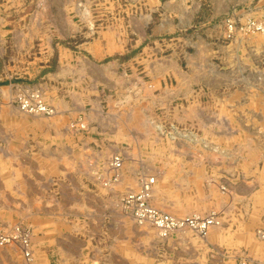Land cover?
I'll list each match as a JSON object with an SVG mask.
<instances>
[{"label": "crops", "instance_id": "0c3cea01", "mask_svg": "<svg viewBox=\"0 0 264 264\" xmlns=\"http://www.w3.org/2000/svg\"><path fill=\"white\" fill-rule=\"evenodd\" d=\"M227 1H214L217 16ZM148 15L133 16V22L143 25ZM74 17L66 16L70 30L55 37L82 33L74 30ZM111 32L110 27L89 28L91 41L75 48L61 44L54 71L42 70L34 78L32 84L52 94L46 100L57 110L53 117L23 114L15 101L19 81H0V221L23 223L34 234L31 263L18 247L9 246L0 248V264L90 263L86 250L97 235H104L105 228L126 230L129 214L120 199L126 191L139 190L140 176L155 178L152 202L165 211L187 215L214 210L233 220L214 228L204 246L195 244L198 253L184 255L188 263L227 264L228 254L211 249L221 246L222 252H234L237 261L236 251L245 249L251 262L264 264V245L253 236L256 226L264 224V95L241 91L242 80L218 77L225 69L214 61L218 43L207 41L220 35L216 30L197 35L194 53L186 52L187 71L174 55L159 59L156 53V59H148L149 81L138 80V66L124 59L121 34ZM114 54L119 56L109 60ZM203 61L216 75L206 72ZM128 68L134 69V105L117 112L111 103L106 111L104 101H112L106 89H117L121 100L126 94ZM179 100L182 105H174ZM82 112L88 114V130L74 131L69 124ZM160 113L196 127L203 142H168L164 147L157 136L150 142ZM120 118L134 124L127 126L130 121ZM113 154L122 155L127 165L110 191L99 180L111 175ZM222 182L226 192L220 189ZM237 214L242 218L238 224ZM171 240L173 247L186 249L185 242Z\"/></svg>", "mask_w": 264, "mask_h": 264}, {"label": "rangeland", "instance_id": "374dc122", "mask_svg": "<svg viewBox=\"0 0 264 264\" xmlns=\"http://www.w3.org/2000/svg\"><path fill=\"white\" fill-rule=\"evenodd\" d=\"M214 1L0 0V81H19L16 83L15 101L18 91L27 88L39 89L43 93L45 100L47 96L53 99L52 94L47 92V90L45 91L42 85L32 83L42 70L54 71L58 46L62 44L75 48L81 43L93 39L86 35L89 28L100 30L105 28V30H108L109 27L112 30L111 34H121V41L125 47L123 50L126 52L124 59L126 61L131 60L138 66L137 73L140 75L138 80L149 81V77L145 76L147 72L145 65L148 59H156V53L159 59L167 56L172 58L174 55V61L178 62L181 68L187 71L189 67L186 52L189 54L194 53L199 41L196 38L197 35L201 32L203 35L205 30L213 29L220 33V35L214 36L215 40H207L218 43L215 48L214 61L220 67L227 68V70L222 69L219 74L217 73L218 77L228 80V76H230L231 79L242 80V85L239 87L241 91L246 90L248 93L254 92L264 95V0H229L225 4L221 3L224 10L222 8L223 14L218 16L215 14ZM219 1L222 2L223 0ZM72 4L81 9L79 14L76 7H71ZM67 15L75 16L76 22L72 24L73 28L74 30L79 29L82 33H79L74 38H57L55 37V35H59L57 32L65 29L70 30L71 28V24L65 21ZM145 15H148L150 20L148 22L144 21L143 25L133 22V16L143 17ZM85 17L91 22L84 21ZM81 18H84L83 22ZM167 27L169 30L165 29ZM157 28L159 32H156ZM147 47L150 48V51L147 50ZM228 47H231L230 50H227L229 55L232 54L231 56L227 55L226 49ZM153 51L155 52L152 53ZM118 56L119 54H114L108 56V59L112 60ZM203 65L208 74L216 75V70H213L207 61H203ZM133 71L134 69L128 68V90L122 100L118 96L117 89L105 90L112 100L110 103L104 101L106 111L110 110L111 103L112 109L117 112L125 106L126 108H131L134 105L135 85H133ZM139 99L140 97L137 96V100ZM179 102L174 103V105H182V101L179 100ZM16 104L18 105L17 101ZM161 111L162 109H160ZM163 116L165 115L160 113L157 123L153 121L158 133L155 132V136H148L150 142L151 140L154 141L156 136L157 142L164 147L168 142H187L191 144L203 142L200 138L201 132L190 123H182ZM126 120L130 121L127 126L134 124L133 119L120 118V121ZM88 121L87 112H82L70 122L69 126L74 131L84 132L88 130L90 125ZM81 125L86 128H82ZM121 157L123 160L125 159L122 155ZM126 165L123 164V168ZM142 178H145V176L139 177V188L137 189L141 187ZM106 179L98 180L103 188L112 191L121 182L122 177L118 183L104 186ZM127 189L136 190L131 187ZM220 189L222 192H226L228 190L227 184L222 182ZM126 193L127 191L122 194V198ZM152 197L151 191V203L156 206L152 202ZM122 198L120 199L121 202ZM159 209L164 210L162 208ZM211 212L216 211L212 210L206 214L192 213L187 215L204 216ZM127 214H129V217L126 220L127 227L125 231H120L116 229L117 227H115L114 231H108L105 228L104 235H97L98 237L93 240L92 246L86 250V254L89 252L86 258H91V262L87 264H194L192 261L188 263L186 257L187 259L189 257L185 256L184 258V255L197 254L198 252L196 249L193 250V246L195 244L204 246L208 243L209 234L215 228L210 229L205 238L187 230L176 231L163 237L152 226L139 225L129 212ZM171 214L178 217L187 216L172 212ZM217 216L221 219V225L216 226V228H223L225 223L233 222V220H226L223 214L217 213ZM239 220L242 221L241 214L236 215L237 224ZM8 223L0 221V224L8 225ZM13 224H21L30 228L20 222ZM235 227L236 225L234 226L233 223V228ZM261 227H264L263 222L261 225L256 226L253 236L258 244L264 245V241L257 234V230ZM30 229L33 231L32 228ZM171 238L185 242L186 249L173 247ZM13 246L19 248L17 245ZM211 247L213 252L229 255L227 264H242L243 261L247 262V264H257V262H251L249 251L245 249L236 251L238 253L235 254L237 261L232 257L234 252H222L221 246ZM206 249H208L207 246ZM204 252L202 250V253ZM19 254L27 263H31L34 260V254L32 261L26 260L21 250ZM92 260H95L96 263H93Z\"/></svg>", "mask_w": 264, "mask_h": 264}, {"label": "built area", "instance_id": "2783aa9c", "mask_svg": "<svg viewBox=\"0 0 264 264\" xmlns=\"http://www.w3.org/2000/svg\"><path fill=\"white\" fill-rule=\"evenodd\" d=\"M16 101L20 110L25 114L46 117L56 114V109L46 102L43 93L37 88L21 89L18 91ZM81 126L86 128L84 125ZM123 164L124 160L120 154L111 157L109 162L111 175L105 180L104 186L116 184L121 180ZM154 182V177L142 178L140 189L126 193L122 198L124 208L139 225H150L163 237L176 231L187 230L204 238L210 229L221 225V219L216 212L204 216L178 217L157 208L151 203ZM257 234L264 241V227L259 228ZM32 237L33 231L21 224H0V248L17 245L28 261L33 260ZM242 264H247V262H242Z\"/></svg>", "mask_w": 264, "mask_h": 264}, {"label": "bare ground", "instance_id": "6f19581e", "mask_svg": "<svg viewBox=\"0 0 264 264\" xmlns=\"http://www.w3.org/2000/svg\"><path fill=\"white\" fill-rule=\"evenodd\" d=\"M198 213V212H197ZM188 216V215H187ZM216 228V227H215ZM244 262V261H243Z\"/></svg>", "mask_w": 264, "mask_h": 264}]
</instances>
